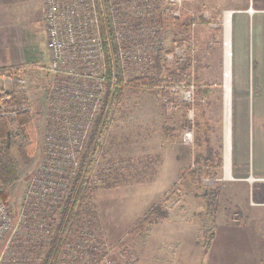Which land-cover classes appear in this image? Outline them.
Listing matches in <instances>:
<instances>
[{
    "label": "rangeland",
    "instance_id": "374dc122",
    "mask_svg": "<svg viewBox=\"0 0 264 264\" xmlns=\"http://www.w3.org/2000/svg\"><path fill=\"white\" fill-rule=\"evenodd\" d=\"M167 6L168 0H155L154 14L161 24L164 39L155 63L158 55L166 57L170 52L168 49H173L175 44H186L185 56L197 69V77L221 93L222 122L225 125L224 21L227 13L231 16L229 124L233 127L235 111L236 114H244L247 171L264 175V0H185L179 18L163 16ZM200 16L208 19L212 26L204 24ZM184 21L189 24L191 37L179 41L177 39L183 38L187 31ZM38 23L33 21L30 24L32 35L27 42L28 65H22L24 73L14 79L16 85L27 92L37 138L36 151L30 163L19 168V179L10 187L9 203L13 206L15 219L28 182L42 159L46 130L45 98L51 75L47 71L48 56L45 49H41V39L38 40L43 35ZM160 88H124L109 128L98 135L94 158L131 160L129 163H134L137 169L92 186L86 194L82 220L90 222L113 248L115 264H146L149 241L141 237L154 233L159 237L167 236L156 243L161 246L159 249L172 255L158 259V263L264 264V206L255 204V199L260 198V190L264 194V182L245 184L227 176L201 178L198 182L186 177L171 181L159 175L155 150L160 137L159 125L164 121ZM165 113L169 115L170 111ZM187 116L192 120L193 111L189 110ZM236 120L235 133L239 127ZM10 123L15 124V120ZM189 129L192 138L193 130ZM237 136L236 157L243 153ZM176 137L174 141L180 143L179 136ZM215 138L214 144H218L217 133ZM226 164L225 154V170ZM241 167L244 169L243 165ZM250 188L254 191L253 196L249 194ZM165 194L169 195L164 204L168 217L151 226L144 236L129 234L135 220ZM9 237L0 247V256L9 244ZM190 252H195L196 257L186 258L185 253L190 255Z\"/></svg>",
    "mask_w": 264,
    "mask_h": 264
},
{
    "label": "built area",
    "instance_id": "2783aa9c",
    "mask_svg": "<svg viewBox=\"0 0 264 264\" xmlns=\"http://www.w3.org/2000/svg\"><path fill=\"white\" fill-rule=\"evenodd\" d=\"M184 1L168 0L163 16L179 18ZM43 3L47 71L51 75L45 98L43 155L28 182L16 219L13 206L0 198V247L6 237H11L0 264H38L55 220L73 191L81 153L92 135L108 88L114 91L140 74L151 73L164 46L161 24L154 14L155 0ZM185 55L186 44H175L166 58L186 61ZM23 73V66L0 67V116L10 121L27 108L24 102L8 104L14 79ZM194 99L193 82L182 81L169 85L162 98L170 111ZM229 105L230 98L225 104L226 117L227 111L230 116ZM183 137L189 140L191 130H185ZM129 161L95 159L89 182L98 184L110 170L133 166ZM112 254L113 248L93 228L79 226L65 242L58 264H115Z\"/></svg>",
    "mask_w": 264,
    "mask_h": 264
},
{
    "label": "crops",
    "instance_id": "0c3cea01",
    "mask_svg": "<svg viewBox=\"0 0 264 264\" xmlns=\"http://www.w3.org/2000/svg\"><path fill=\"white\" fill-rule=\"evenodd\" d=\"M229 17L231 16L229 15ZM204 20V22L202 21L204 24L212 26L208 19ZM33 21L39 22L38 24L41 26V28L40 26L38 28L41 29L40 31L43 35H40L38 40L41 39L40 41L43 43L41 49H45L49 63L43 0H0V67L28 65L26 62L29 54L27 42L32 35L30 33V24ZM37 32L39 34V29ZM208 87L209 91L207 95H195V101L190 105L191 107L184 103L178 104L174 111L169 110V115L165 113L168 112V109L160 103L162 113L164 114V121L161 119L162 122L159 125L160 137L155 150L156 168L160 172L159 175L165 176V178H169L171 181L174 178H190L193 170H195V174L200 178L219 179L221 176H227L224 165L228 126H225L222 122L221 93L215 91L212 85ZM189 110L193 111L192 120H189L187 116ZM174 114L175 116H173ZM237 115L239 121H237ZM243 119H245L244 114H236L235 111L233 115V127H230L229 124V178L233 177V181L245 184L264 182V175L257 172L254 173L252 170L247 171V131H245L247 129L245 128ZM235 120L239 124L236 133L234 131ZM189 128L193 130V136L191 139L186 140L183 137V132ZM175 133L179 136L180 143L174 141L177 138ZM216 133L219 140L218 144H214ZM237 134L243 153L236 157L235 138ZM181 139L183 143H181ZM218 161H220V165L216 164ZM208 163L211 164L209 165ZM242 165L244 169H241ZM260 193V198L255 199V204L264 206V194L261 190ZM249 194L251 196L254 195L252 188H250ZM141 238H147L149 241L150 249L148 250L146 264H164L162 262L158 263V259L172 256L171 253L169 254L167 251L159 249L161 246L156 243L159 239L161 241L165 240L167 236L159 237L157 233H154ZM189 254L185 253L186 258L188 256L196 257L195 252H190ZM176 264H189V262L180 261Z\"/></svg>",
    "mask_w": 264,
    "mask_h": 264
},
{
    "label": "trees",
    "instance_id": "16d2710c",
    "mask_svg": "<svg viewBox=\"0 0 264 264\" xmlns=\"http://www.w3.org/2000/svg\"><path fill=\"white\" fill-rule=\"evenodd\" d=\"M185 11L184 15H187ZM187 18L193 20V18ZM200 19L203 22L205 21L202 16H200ZM182 23L186 25L185 28H187V31L183 38L177 40H189L191 37L189 24L187 21ZM168 51H171V48L168 49ZM196 70L192 61L188 59L186 61H181L179 58L174 57L169 60L165 56L160 57L158 55L154 71H152L151 74H140L128 85H120L114 91L108 88L104 106L95 120L92 135L81 153L73 191L64 202L55 220L50 240L46 243L45 250L41 254L38 264H58L63 253L65 242L73 236L74 229L85 225L93 228L90 222L82 220V217L85 215L84 204L86 194L89 189L95 185L89 182V172L95 161L94 151L97 148L98 135H100V132L103 130L109 128L116 113V106L123 96L124 88L128 86H161L159 90L160 103L165 106L162 98L166 94V88L177 81L193 82L196 87V95H207L209 91L208 84L197 77ZM18 87L19 85L15 83L11 93V101L8 104L14 105L18 102H24L27 108L17 113L15 124L10 123L8 117L0 116V198L6 203L10 202V187L19 179V168L23 165H28L36 151L37 138L32 109L28 102L26 90H20ZM150 164H154V162ZM208 164L210 165L211 163ZM216 164L220 165V161L216 162ZM136 169L137 167H135L134 164L131 167L127 166L123 169H112L100 183L112 179L113 177L115 178L123 173L134 172ZM190 179L198 182L201 178L197 176L195 170H193ZM168 199L169 195L165 194L156 202L152 203L143 214L135 220L128 230V233L136 236L144 235L154 223L166 218L168 212L164 204Z\"/></svg>",
    "mask_w": 264,
    "mask_h": 264
},
{
    "label": "bare ground",
    "instance_id": "6f19581e",
    "mask_svg": "<svg viewBox=\"0 0 264 264\" xmlns=\"http://www.w3.org/2000/svg\"><path fill=\"white\" fill-rule=\"evenodd\" d=\"M225 33H226V58H225V91H226V101L229 102L230 97V17L227 13L225 15ZM229 112L227 111L226 125L227 127V141H226V175L229 177V151H230V142H229Z\"/></svg>",
    "mask_w": 264,
    "mask_h": 264
}]
</instances>
